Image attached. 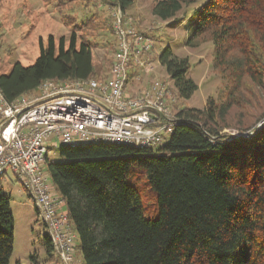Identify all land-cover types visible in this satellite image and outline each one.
<instances>
[{"label":"trees","instance_id":"obj_1","mask_svg":"<svg viewBox=\"0 0 264 264\" xmlns=\"http://www.w3.org/2000/svg\"><path fill=\"white\" fill-rule=\"evenodd\" d=\"M115 3L126 10L133 0L104 5ZM181 12L190 15L189 46L213 43L214 66L229 82L222 98H208L202 109H177L173 133L158 148L62 144L67 161L46 156L45 171L65 202L84 264H264V0H158L153 7L164 22H178ZM94 25L92 18L76 25L58 43L50 36L33 65L16 62L0 74L6 100L47 80L99 79L93 43L77 36ZM106 45L116 51L115 40ZM156 56L178 97L191 98L198 85L187 75L189 59L169 46ZM228 128L253 135L223 133ZM136 171L156 194L154 218L145 216L138 188L127 181ZM10 201L0 184V264L10 263L14 247ZM46 246L52 256L47 237Z\"/></svg>","mask_w":264,"mask_h":264},{"label":"built area","instance_id":"obj_2","mask_svg":"<svg viewBox=\"0 0 264 264\" xmlns=\"http://www.w3.org/2000/svg\"><path fill=\"white\" fill-rule=\"evenodd\" d=\"M108 10L116 42L108 79L47 80L14 102H8L0 89V184L12 181L11 176L21 183L44 224L58 264H80V260L65 202L51 192L44 168L48 145L59 140L73 146L158 148L163 134L178 120V96L169 81L153 79L140 87L157 69L154 39L140 32L120 5L111 4Z\"/></svg>","mask_w":264,"mask_h":264},{"label":"rangeland","instance_id":"obj_3","mask_svg":"<svg viewBox=\"0 0 264 264\" xmlns=\"http://www.w3.org/2000/svg\"><path fill=\"white\" fill-rule=\"evenodd\" d=\"M111 0H0V74L10 73L13 65L20 62L23 66L33 65L40 55V42L48 46V39L52 36L56 43L64 37L66 40L78 30L76 25L95 19V25L77 36L87 38L94 45V62L97 67L99 79L107 77L114 55L106 46L107 42H114V36L108 33L112 27L108 7L104 2ZM158 0H133L132 6L125 13L135 21L136 28L154 39V54L171 47L175 55L187 57L190 67L187 73L197 85L198 89L189 99L178 97L177 109L205 107L208 98L220 100L229 86L223 78L221 71L214 66V47L208 39H200L197 45L189 46L187 22L189 14L183 12L178 15V22H164L153 13V7ZM203 1V0H201ZM200 2V1H199ZM185 7L191 11L199 5ZM98 16V18H97ZM156 72L147 75L140 84L146 87L153 79H164L173 86L172 80L165 69L155 62ZM139 91L142 88H134ZM177 94V91L175 90ZM178 96V94H177ZM261 125V124H260ZM163 134L166 144L172 133ZM253 129L239 132L228 128L223 133L235 137H246ZM62 144L55 140L53 145H48V159L55 162H65L59 154ZM12 181L3 182L2 187L11 195L10 208L14 217V247L9 264H58L57 258L49 255L46 246V229L40 220L32 201L22 190L21 183L11 176ZM128 183L135 185L142 197L146 217L154 218L158 214L156 194L145 184V177L139 171L134 172ZM51 192L56 194L51 180ZM64 210L67 207L64 205ZM78 244V240H77ZM80 264H84L81 254L77 251Z\"/></svg>","mask_w":264,"mask_h":264}]
</instances>
